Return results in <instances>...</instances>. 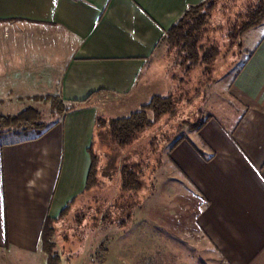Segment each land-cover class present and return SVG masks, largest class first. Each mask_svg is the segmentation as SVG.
Segmentation results:
<instances>
[{
  "label": "crops",
  "instance_id": "obj_1",
  "mask_svg": "<svg viewBox=\"0 0 264 264\" xmlns=\"http://www.w3.org/2000/svg\"><path fill=\"white\" fill-rule=\"evenodd\" d=\"M202 1L0 0V23L10 26L0 43V102L4 96L82 102L92 95L39 137L0 139V264H47L42 237L48 218L54 220L56 244L71 260L83 256L82 238L60 239L59 233L76 234L78 226L64 220L83 214L95 189L91 154L96 147L101 151L97 136L107 130L97 118H117L99 106L108 96H131L154 64L163 62L170 80L158 44L189 6ZM261 27L244 35V48L251 43L252 49L230 77L231 98L216 107L219 117L211 114L199 132L168 151L175 179L199 205L192 230L208 254L177 264H264V29L256 32ZM29 37L38 44L29 46ZM149 229L138 225L131 232L129 264H176L167 252L158 257L154 240L145 238ZM170 245L163 240L164 250Z\"/></svg>",
  "mask_w": 264,
  "mask_h": 264
},
{
  "label": "rangeland",
  "instance_id": "obj_2",
  "mask_svg": "<svg viewBox=\"0 0 264 264\" xmlns=\"http://www.w3.org/2000/svg\"><path fill=\"white\" fill-rule=\"evenodd\" d=\"M258 3L259 0H219L205 35L210 36L208 45H211L212 41L217 44L221 40L218 36L227 37L236 17L248 12L251 6L254 7ZM263 29L264 27L258 29L257 34ZM9 35L10 26L0 23V43ZM28 39L29 46L38 44L37 39ZM241 42L242 48H239L237 41L231 43L226 39L219 58L209 66L197 68L185 79L182 72L177 71L183 81L179 82L177 78L175 82L174 96L179 99L175 115L161 118L154 126L141 133L132 144L119 147L107 135L97 136V140L103 142L100 152L99 147H96L97 174L101 185L90 193L91 197L89 202L84 204L83 214H70L67 217L69 220H64L67 226H78L76 234L59 233L60 239L64 236L68 239L73 235L82 238L83 256L71 260L69 251L66 252L57 243L55 251L61 254L62 264H129L130 255H126L125 251L131 232L138 225L147 224L151 229L144 233L145 238L149 236V240H154L151 242L158 246L154 251H158L160 259L166 256L164 252H167L169 262L176 264L180 259L196 262L207 258L208 254L201 245L200 235L192 230L199 205L189 199L190 196H186L185 188L175 179L177 173L168 163V151L176 141L182 124L196 123L200 115L203 119L211 114L219 117L216 107L222 106L226 99L231 98L228 90L230 77L241 65L248 50L252 49L251 43L247 47L248 50L244 48V36ZM2 48L1 46L0 51ZM53 60H60V55H54ZM170 75L172 76V73ZM173 90L174 86L166 75L165 64L160 62L151 67L138 90L131 96H108V101L100 104L99 111L114 117H125L140 110L153 96H168ZM4 99V104L0 102V115H16L28 107L46 114L50 108L48 103L29 98L13 101L12 98L4 96ZM186 133L189 131L181 128L180 135ZM34 134L10 136L1 141L25 139ZM125 167L135 170L136 176L138 175L137 183L141 186L136 191H125L122 188V169ZM80 204L82 210V203ZM76 209L77 207L74 210ZM83 224H88V227H82ZM70 230L73 231L72 228ZM56 237L55 233V242ZM163 240L166 244H171L170 249L164 250ZM121 243L125 249L121 248ZM143 251L146 252V249ZM75 254L77 253L73 255Z\"/></svg>",
  "mask_w": 264,
  "mask_h": 264
},
{
  "label": "trees",
  "instance_id": "obj_3",
  "mask_svg": "<svg viewBox=\"0 0 264 264\" xmlns=\"http://www.w3.org/2000/svg\"><path fill=\"white\" fill-rule=\"evenodd\" d=\"M218 1L204 0L199 4L189 6L183 16L164 33L158 44V49L162 54L159 58L167 63L168 74L172 73L170 80L174 86L173 92L168 96H153L140 110L132 112L128 116L113 118L109 121L103 117H98V127L102 129L107 127L105 133L101 132V135H107L119 147L128 146L146 129L154 126L161 118L167 115L169 117L174 116L177 102H179V99L174 96L175 82L177 78L179 82L183 81L177 71L182 72L185 79L197 68L204 65L209 66L219 58L221 49L225 45L223 42L226 39L231 43L237 41L238 47L242 48L241 38L249 31L264 26V0H259V3L254 7L251 6L248 12L241 13L236 17L232 30L227 37L218 36L221 40H217V44L212 41V44L208 45L210 36L205 35L208 31L207 27L210 24V18L217 8ZM155 57H152V60ZM91 97L92 95L82 102H65L59 96L35 97L36 101L50 104L49 112L42 114L32 107H28L16 115H0V139L9 138L10 136H25L29 133H35L39 137L43 131L58 123L65 113L74 110L76 105L89 101ZM210 119L211 116L203 119L200 115V119L196 123L186 122L182 124L181 128L186 129L189 133L199 132ZM181 128L178 130L176 141L169 148V151H173L181 141L187 139L186 136L189 133L180 135ZM91 155L90 189L101 185L98 182L97 174L98 155L93 153V151ZM137 177L135 170H130L128 167L123 168V190L136 191L139 189L141 184L137 183ZM70 207L68 205L63 210L59 219L66 215ZM55 233L54 220L48 218L42 237L43 250L47 255V264L63 263L61 254L55 251Z\"/></svg>",
  "mask_w": 264,
  "mask_h": 264
},
{
  "label": "built area",
  "instance_id": "obj_4",
  "mask_svg": "<svg viewBox=\"0 0 264 264\" xmlns=\"http://www.w3.org/2000/svg\"><path fill=\"white\" fill-rule=\"evenodd\" d=\"M7 29V28H6ZM8 30V29H7Z\"/></svg>",
  "mask_w": 264,
  "mask_h": 264
}]
</instances>
